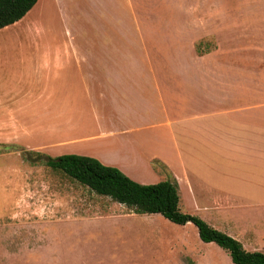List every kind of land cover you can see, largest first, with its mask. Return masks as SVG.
<instances>
[{
	"label": "rangeland",
	"instance_id": "374dc122",
	"mask_svg": "<svg viewBox=\"0 0 264 264\" xmlns=\"http://www.w3.org/2000/svg\"><path fill=\"white\" fill-rule=\"evenodd\" d=\"M249 1L39 0L34 14L54 44L72 42V33L84 59L169 66L165 71L179 77L187 106L203 109L219 77L238 65L264 82V0ZM44 125L43 117L0 116V264H236L227 249L204 241L196 224L133 212L48 166L42 156L58 154L54 142L43 138ZM183 151L192 169L190 162L199 160L203 148L197 146L194 157L186 146ZM254 166L245 163L243 175L254 176L246 172ZM258 166L264 172V162ZM135 167L137 178L145 175L142 164ZM155 168V177L136 181L170 178L163 166ZM207 169L211 178L222 175ZM247 199L253 200L249 213L235 204L210 203L195 212L186 193L181 207L247 249L264 251L263 235L249 243L243 236L246 226L262 222L264 198Z\"/></svg>",
	"mask_w": 264,
	"mask_h": 264
},
{
	"label": "crops",
	"instance_id": "0c3cea01",
	"mask_svg": "<svg viewBox=\"0 0 264 264\" xmlns=\"http://www.w3.org/2000/svg\"><path fill=\"white\" fill-rule=\"evenodd\" d=\"M34 7L0 29V116L43 117V138L54 142L55 154L93 156L134 180L155 177L157 163L177 179L195 212L210 203L235 204L249 213L253 200L247 198H264L258 166L264 162V82L247 76L246 66L225 72L210 90L209 105L193 109L181 96L179 77L165 71L169 66L84 59L72 33V42L53 43ZM183 146L192 157L197 146L203 148L199 160L190 162L193 170ZM245 163L255 164L246 169L254 176L243 175ZM138 164L146 170L140 178ZM204 166L221 177L205 175ZM260 221L245 227L246 243L264 236V216Z\"/></svg>",
	"mask_w": 264,
	"mask_h": 264
},
{
	"label": "trees",
	"instance_id": "16d2710c",
	"mask_svg": "<svg viewBox=\"0 0 264 264\" xmlns=\"http://www.w3.org/2000/svg\"><path fill=\"white\" fill-rule=\"evenodd\" d=\"M38 0H0V29L15 23L31 10ZM46 164L87 185L101 195L126 205L133 212L160 213L180 224L197 225L200 237L227 249L236 264H264L263 250H249L238 238L213 226L198 214L183 211L177 179L156 183L134 180L119 167L107 165L96 157L75 153L43 155Z\"/></svg>",
	"mask_w": 264,
	"mask_h": 264
}]
</instances>
